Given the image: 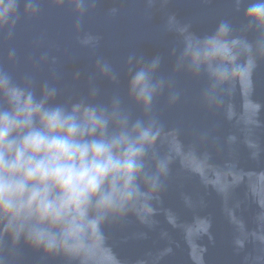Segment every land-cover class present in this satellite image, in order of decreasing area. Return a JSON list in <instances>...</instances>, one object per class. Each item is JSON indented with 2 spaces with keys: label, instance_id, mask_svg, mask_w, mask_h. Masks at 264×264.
Masks as SVG:
<instances>
[{
  "label": "water",
  "instance_id": "obj_1",
  "mask_svg": "<svg viewBox=\"0 0 264 264\" xmlns=\"http://www.w3.org/2000/svg\"><path fill=\"white\" fill-rule=\"evenodd\" d=\"M247 3L0 0V68L20 82H54L60 101L93 84L98 99L126 94L129 69L158 60L165 88L150 143L167 175L150 199L102 226L96 264H264V25L248 22ZM222 22L230 29L218 37ZM208 38L225 49L197 57ZM98 59L118 82L96 76ZM0 264L68 261L13 241L0 221Z\"/></svg>",
  "mask_w": 264,
  "mask_h": 264
},
{
  "label": "clouds",
  "instance_id": "obj_2",
  "mask_svg": "<svg viewBox=\"0 0 264 264\" xmlns=\"http://www.w3.org/2000/svg\"><path fill=\"white\" fill-rule=\"evenodd\" d=\"M244 14L250 24L264 25V0H248ZM229 29L222 22L218 37ZM225 47L208 38L195 52L217 58ZM157 67L153 60L129 69L126 94L114 90L98 99L101 90L93 84L67 101L58 99L60 89L50 80L36 83L25 75L20 82L0 68V221L13 241L23 239L68 264H96L102 226L161 188L167 168L150 143L153 105L165 88ZM96 76L119 80L103 59L96 61Z\"/></svg>",
  "mask_w": 264,
  "mask_h": 264
}]
</instances>
